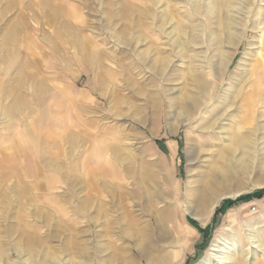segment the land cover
<instances>
[{
  "label": "rangeland",
  "instance_id": "1",
  "mask_svg": "<svg viewBox=\"0 0 264 264\" xmlns=\"http://www.w3.org/2000/svg\"><path fill=\"white\" fill-rule=\"evenodd\" d=\"M217 3L0 0L1 246L34 231L56 256L45 264L82 261L71 244L85 248L89 264H119L111 261L121 247L147 264L121 231L132 213L143 230L139 248L165 264H216L212 249L224 241L238 244L230 254L223 250L232 262L251 253L249 264H264L262 249L255 254L247 237L264 245V197L224 205L264 189V144L226 153L229 134L206 130L213 115L201 109L187 118L168 102L194 89V76L209 75L216 98L235 87L239 121L249 116L262 87L264 95V0H226L222 10ZM229 19L240 34L232 46L220 27ZM184 25L192 29L178 47L175 31ZM217 51L230 53L223 77L209 67ZM241 60L245 71L238 69ZM255 105L264 123V105ZM258 136L264 141V129ZM214 166L230 176L215 191L222 196L217 206L210 212L205 202L188 206L199 176L211 177ZM100 202L104 209L96 217ZM160 212L165 231H157Z\"/></svg>",
  "mask_w": 264,
  "mask_h": 264
},
{
  "label": "bare ground",
  "instance_id": "2",
  "mask_svg": "<svg viewBox=\"0 0 264 264\" xmlns=\"http://www.w3.org/2000/svg\"><path fill=\"white\" fill-rule=\"evenodd\" d=\"M237 1L241 2V4H242V3H244L245 0H237ZM246 2L248 3L249 0L245 1V3ZM217 6H218V9L219 8L221 10L224 9V7H226V0H218ZM234 11H236V10H234ZM235 17L237 18V16H235ZM220 22H221L220 27L222 26V28L225 29L224 34L226 35L228 33L225 39H227V43L232 46L233 45V39L235 37L239 38V35H240V34L238 35V33H237V30H238L237 21L229 19V21H226L225 23L223 22V20ZM189 29L190 30L192 29L191 26L184 25V26L179 27L178 31H175V34H177V37L175 38V42L178 45V47L180 46L178 44V42L181 41L180 37H182V38L184 36L187 37L186 34H187ZM219 38H220V36H218V35L214 36V39H216V41H218ZM129 40H131V39H129ZM219 40L220 41H219V43H217V45H220V43L222 42L221 39H219ZM128 43H129L128 46H130L131 41H128ZM252 47H251V49H252ZM248 49L250 50V48H248ZM249 50H248V53H249ZM219 52L220 51H217V54L214 56L215 60H216V62H215L216 64L213 67H212V64H209V67H211V69H213V70H215V68H216V70L220 71L219 74L223 77V76H225V74H226V72L230 66V63H231L230 53H228V52H220L219 53ZM150 54H151V52H149V51L143 52L144 56L150 55ZM247 55L248 54L246 52L245 57ZM165 61L166 60H163V64H162L164 66V68L160 69L162 74H164L166 71V62ZM213 62H214V60H213ZM245 64H246V62H243V60H241L238 69L240 70V68H241L242 71H245V69L242 68V66H244ZM202 68H203V66H202ZM193 78L196 79V80L194 79V81H195L194 89H192L191 91L185 90L181 95L177 96L176 98L169 99L168 102L170 103V105H178L182 109H184V112H185L184 114L186 115L187 118L192 117L197 111H200L201 109L204 110V112H207L210 115H213L215 120L213 123L208 124V127L206 128V130L208 132L211 130V131H217L220 134H223L224 132L229 134V137L226 136L223 138L225 140L230 141L231 145H232L231 147L224 148L223 151L226 153L235 154L237 151H242L244 149L248 150V152H249L250 150H255V147L264 144L263 139H260L258 136L261 129H264L263 115L261 114V111H259L257 113L256 110H254L255 104L256 105L257 104L264 105V95H263V90H262L263 87L259 89L258 99H256V97H255L256 102L253 101V108H252V111L249 113V116L244 117V118H240L238 121L235 119L234 114L237 110L235 111L234 106L236 104V100H237L239 94L236 92L234 86H231L228 89L222 90L221 93L219 92L220 94L216 98V97H214V95L216 94V92L218 90L217 86H216L217 83H215L213 86L211 81L208 79L209 75L205 79H202V78L199 79V77H196V76H194ZM238 79H239V76H238ZM263 79H264V77L262 78V80ZM211 102H212V104H210ZM246 108H247V106H246ZM139 123L145 124V119L140 120ZM57 140L58 139H56V141ZM115 152H117L116 155H114L116 162L122 161L123 157H122L121 153L118 154L119 152L117 151V149ZM221 157H222L221 160H223L224 162H228L227 157L226 158L224 156H221ZM99 159H101V157H99ZM98 162H99V160H98ZM211 173H212L211 177H207L203 173L199 176V181L197 182L198 187L195 191V194L192 195V198L191 197L189 198V202L187 204L188 206L193 205V204H197V203L200 204V203L205 202V204H206L205 207L207 208L208 212H210L211 209H213L217 206V204H218L220 198H222V196L219 194H216L215 191L217 190V188H219L218 185H222V184L230 181V176H229L227 170H225L223 168H217L215 166H214V168L211 169ZM112 175H113V173H112ZM155 185H157V184H155ZM149 186H151V184ZM121 188H122V186L118 187V189H121ZM144 190H146V189H144ZM155 190H157V189H155ZM23 194H25V193L23 192ZM127 194L130 197V196L134 195V192H129ZM153 194H155V193H153ZM236 195H237L236 193H230L229 194L230 197H234ZM153 196L155 197V195H153ZM121 197H122V194H121ZM123 199L124 198H122V200ZM150 199H151L150 194H146L145 204H147V205L150 204ZM98 205H100V206L97 210L96 217H100L102 214V209H104L103 204L101 202ZM82 207H86V204H84ZM143 207L145 208L146 206L144 205ZM84 210H82V211H84ZM105 214H107V213H105ZM162 215L163 214L160 212L158 217H157V220H158L157 231H161L164 229L163 228L164 227L163 222H162L163 221ZM126 217L128 219V222L125 223L127 226L125 225L121 231L124 232L125 236L129 237V241L131 242V245L136 246L138 248L137 250L139 251L141 256L144 258L145 263H147V264H165V262L162 259L160 260V258L158 256H156V257L150 256L149 254L146 253V251L144 249L139 248L140 245L138 244V241H140V239H141L139 237V234L143 231L140 227L139 220L137 219L136 216H133L132 213H126ZM49 226H50L49 222H46L44 225V227H46V228H49ZM164 231H165V229H164ZM168 232L172 233L170 230ZM158 233H160V232H158ZM181 233L183 236H186V232L184 230H181ZM247 237H248V240L251 242L250 243L251 245L252 244L256 245L255 254L258 253L259 249H262L263 256H264V249H263L264 245L259 244L257 241H255V236H253L251 234L248 235ZM46 242H47L46 237H43L38 232L28 231V232L24 233L22 238L20 240H18L14 245H12L10 247L0 245V260L2 262H5V264H22V261H25V260H27V261L30 260L32 264H45V261H46V263L48 261L51 262V260L53 261L54 259H56V256L54 254H52L51 252H47V248L44 247ZM221 245H222V247H221L222 249L219 246L214 245L212 250L215 253L210 260L211 262H215L216 264L217 263L218 264H249L248 260H249V256L251 253H243V255L241 256L242 259H240V260L236 259V261H233V262L231 261L230 256H225V253L223 252V250H226V252L228 254H230L234 250H238L237 242H235L234 244H230L228 241H224V243H222ZM70 247H71V250L76 251V254H78V256L83 258L82 261H78V263H76V264H89L90 263L89 262L90 260L87 256V252L85 251V248L83 246H82L83 248H81L80 246H78L76 244H71ZM43 248H44V251L42 252L41 249H43ZM67 250L69 251V248H67ZM119 250H120V253H117L116 256L112 255V256H114V258L111 261L112 263L118 262L119 264H137L134 261V259L131 257V255L127 252L126 247H121ZM12 258H15V259H12ZM106 262H107V260H101L99 263L105 264Z\"/></svg>",
  "mask_w": 264,
  "mask_h": 264
},
{
  "label": "trees",
  "instance_id": "3",
  "mask_svg": "<svg viewBox=\"0 0 264 264\" xmlns=\"http://www.w3.org/2000/svg\"><path fill=\"white\" fill-rule=\"evenodd\" d=\"M264 197V189L263 190H260V191H257L253 194H249V195H245V196H241L239 197L238 199L236 200H228L225 202V206H229V207H232V206H235V205H238V204H241V203H247V202H250L252 201L253 199H262ZM219 212H221V210H219L218 212H216L215 214V217H217V215L219 214ZM202 234L204 236H206L207 234V230H202Z\"/></svg>",
  "mask_w": 264,
  "mask_h": 264
}]
</instances>
